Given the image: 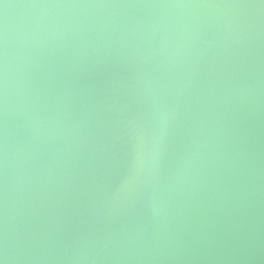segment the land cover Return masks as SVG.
Segmentation results:
<instances>
[{"label":"water","instance_id":"95a60500","mask_svg":"<svg viewBox=\"0 0 264 264\" xmlns=\"http://www.w3.org/2000/svg\"><path fill=\"white\" fill-rule=\"evenodd\" d=\"M0 264H264V0H0Z\"/></svg>","mask_w":264,"mask_h":264}]
</instances>
